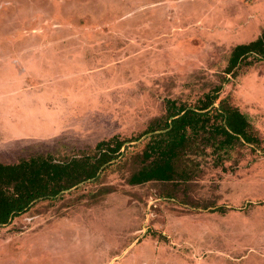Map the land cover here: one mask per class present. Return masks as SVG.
Wrapping results in <instances>:
<instances>
[{
	"label": "rangeland",
	"instance_id": "obj_1",
	"mask_svg": "<svg viewBox=\"0 0 264 264\" xmlns=\"http://www.w3.org/2000/svg\"><path fill=\"white\" fill-rule=\"evenodd\" d=\"M5 197L0 264H264V0H0Z\"/></svg>",
	"mask_w": 264,
	"mask_h": 264
},
{
	"label": "trees",
	"instance_id": "obj_2",
	"mask_svg": "<svg viewBox=\"0 0 264 264\" xmlns=\"http://www.w3.org/2000/svg\"><path fill=\"white\" fill-rule=\"evenodd\" d=\"M197 112L195 110H189L186 113L180 115L177 118H174L170 124V130L168 133L175 132L178 130L184 129L189 121V118L192 114H196ZM178 114H181L179 112ZM176 114V115H178ZM243 120V119H241ZM225 125H223V129L230 134V130L238 134H243L245 126L241 124V122L238 121V119L234 118V115H231L227 117L225 120ZM226 127V128H225ZM230 129V130H229ZM7 175V173H4ZM153 175V174H150ZM142 177L136 178L135 183L142 182ZM28 197L29 199L32 198ZM6 199V197L4 198ZM31 200V199H30ZM27 200L24 201L21 200V198H12L9 200V198L6 199V201L2 202L0 204V224H6L9 222L11 216H14L16 212H21L26 206H27Z\"/></svg>",
	"mask_w": 264,
	"mask_h": 264
}]
</instances>
